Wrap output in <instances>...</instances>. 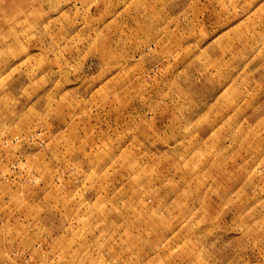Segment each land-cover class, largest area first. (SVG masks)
Masks as SVG:
<instances>
[{"label":"rangeland","instance_id":"1","mask_svg":"<svg viewBox=\"0 0 264 264\" xmlns=\"http://www.w3.org/2000/svg\"><path fill=\"white\" fill-rule=\"evenodd\" d=\"M0 264H264V0H0Z\"/></svg>","mask_w":264,"mask_h":264}]
</instances>
